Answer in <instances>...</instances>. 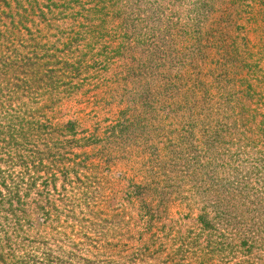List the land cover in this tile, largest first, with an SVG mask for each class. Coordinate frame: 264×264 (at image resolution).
I'll use <instances>...</instances> for the list:
<instances>
[{"label":"trees","instance_id":"obj_1","mask_svg":"<svg viewBox=\"0 0 264 264\" xmlns=\"http://www.w3.org/2000/svg\"><path fill=\"white\" fill-rule=\"evenodd\" d=\"M263 44L264 0H0V264H264ZM118 57L149 122L80 138L60 108Z\"/></svg>","mask_w":264,"mask_h":264},{"label":"rangeland","instance_id":"obj_2","mask_svg":"<svg viewBox=\"0 0 264 264\" xmlns=\"http://www.w3.org/2000/svg\"><path fill=\"white\" fill-rule=\"evenodd\" d=\"M119 45L118 42L112 45L100 44V46H98V59L103 60L111 56L109 46L117 48ZM260 52L264 54V51ZM114 61L116 64L111 65L109 69L105 70H101V66L99 65H94L95 67L91 68L90 72V76L93 78L91 79L93 81L92 85L87 86L84 92L79 93L77 97L60 108L58 114L59 121H76L78 124V137L80 138L90 136H99L102 138L104 133L116 123H120V126L117 132H115V135L118 136L121 129L124 132L123 135L129 137L136 133L133 127L135 122L141 126L147 125L149 122V118L144 115L142 104L133 106L129 100L123 103L117 98L115 101L112 100L110 94L114 96H127L129 99H132L133 92L131 91L137 90L140 94L139 87L141 85L138 81H134L125 75L128 68L127 60L118 57ZM258 76L264 77V65L262 66L261 72L258 73ZM91 80L88 82H92ZM261 103L264 104V99ZM162 116L166 115H161V117ZM168 123L169 122H166L165 124ZM128 144L129 141H126L123 145L117 147V149L121 148L127 153H134ZM142 159L143 157L139 158L136 162ZM128 163V161H121L117 167L111 169L110 173L102 172L98 175L99 181L104 188V206L108 211L114 209L123 202L125 193L136 176L137 179L140 180L146 175V173L142 171L144 167L142 168L141 164L135 162L131 164ZM183 213L182 208H173L170 211L169 218L176 224L183 226L182 222L179 221ZM188 223L187 224L190 225L192 221Z\"/></svg>","mask_w":264,"mask_h":264}]
</instances>
